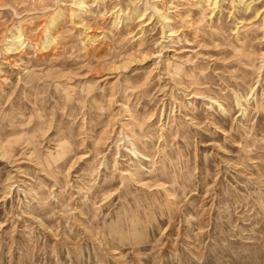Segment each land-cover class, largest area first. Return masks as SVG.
<instances>
[{"label": "rangeland", "instance_id": "obj_1", "mask_svg": "<svg viewBox=\"0 0 264 264\" xmlns=\"http://www.w3.org/2000/svg\"><path fill=\"white\" fill-rule=\"evenodd\" d=\"M80 1L0 0V264H264V0Z\"/></svg>", "mask_w": 264, "mask_h": 264}, {"label": "bare ground", "instance_id": "obj_2", "mask_svg": "<svg viewBox=\"0 0 264 264\" xmlns=\"http://www.w3.org/2000/svg\"><path fill=\"white\" fill-rule=\"evenodd\" d=\"M178 1V0H177ZM180 1V0H179ZM182 1V0H181ZM197 1V3H198V6H200V8H201V5L203 4V3H205V5L207 6V7H210L211 8V11H213L215 8H219V6H221V4H222V2L224 1V0H196ZM226 1V0H225ZM224 1V2H225ZM254 1H256V0H230V2H231V7L233 6L234 7V9H237V8H239V6L241 7V6H243L246 10H248V9H251L252 8V3H254ZM258 1V0H257ZM262 2H263V0H262ZM228 3H229V0H228ZM261 3V2H260ZM77 4V3H76ZM149 3H146L145 4V7H144V10H139V11H137L134 15H129L128 17H127V19H129V20H131V19H134L135 18V20L137 19V22H143L144 21V19H145V15H146V13H147V11H148V8H149V5H148ZM150 5H151V3H150ZM255 5H257V4H255ZM78 6H80L81 8L82 7H84V0H81L80 1V5H78ZM196 6V5H195ZM79 7V8H80ZM152 9H153V12L154 13H156V14H158L160 17H161V19L163 20V22L164 23H166V26L168 27L167 29H168V31H169V36H171V35H175L176 34V32H175V30H174V28H173V26L172 25H170V22H171V19H169V17L167 16V15H165L164 14V12H162L156 5H151L150 6ZM197 7V6H196ZM204 8V7H203ZM222 8V7H221ZM220 9V8H219ZM206 10V9H205ZM238 10V9H237ZM237 10H235V11H237ZM244 10V9H243ZM242 10V11H243ZM253 10H255V9H253ZM252 10V11H253ZM256 10H257V8H256ZM114 11V10H113ZM117 11V10H116ZM234 11V12H235ZM249 11V10H248ZM237 12H239V11H237ZM246 12V11H245ZM262 12H263V10H262ZM149 13V12H148ZM252 13V12H251ZM232 14V13H231ZM259 13L257 12V14L256 15H258ZM235 15V14H234ZM237 15H238V13H237ZM255 15V16H256ZM118 16V15H117ZM236 16V15H235ZM254 16V17H255ZM76 17V16H75ZM74 17V18H75ZM119 17V16H118ZM233 17V16H232ZM119 18H121V17H119ZM126 19V20H127ZM236 19H238V18H236ZM239 19H244L243 17H241V18H239ZM70 20H72V19H70ZM132 21V20H131ZM160 21V20H159ZM242 21V20H241ZM149 22H151V21H149ZM162 22V23H163ZM238 22V21H237ZM244 22V21H243ZM242 22V23H243ZM239 23H241V22H239ZM263 23H264V21H263ZM58 24V22H56L55 23V25H57ZM237 24V23H236ZM145 25V24H144ZM141 26V25H140ZM146 26V25H145ZM165 25H163L162 26V29H164L165 27H166ZM239 26V25H238ZM241 27H243V26H241ZM234 28H236V27H234ZM245 28V27H244ZM237 30V31H236ZM236 30H235V33H236V41H235V39H234V42H237V44H239V47H238V45L235 43V44H232V48H233V51H234V49H235V54L236 55H240L239 56V59H238V61L239 62H241V63H243V64H246V63H248V62H246V61H250V59H249V57H248V55H249V52H248V54L246 53V49H245V43L244 42H242V41H244V38H243V40L242 41H240L241 40V35H240V31H238V29L236 28ZM234 31V30H233ZM244 31V30H243ZM243 31H241V33L243 32ZM47 33V32H46ZM245 34V33H244ZM246 35V34H245ZM247 40L249 39V36H248V38H246ZM54 39L52 38V36H51V34L50 33H47L46 34V36H45V39H44V45H43V48H47L49 45H51V42L53 41ZM246 41V40H245ZM249 41V40H248ZM247 41V42H248ZM239 42V43H238ZM240 42H242V43H240ZM250 44V43H249ZM21 45H23V36H22V34L21 33H19V34H17V35H13V38H12V43L10 44V45H8L5 49L10 53V52H12V51H15V50H17ZM250 46V45H249ZM246 48H247V46H246ZM235 56V55H234ZM242 56V57H241ZM236 57V56H235ZM234 59V58H233ZM249 64V63H248ZM211 93V92H210ZM234 93V96H235V99H236V104L239 106V108L242 110V114H246V111H247V108L243 105L244 104V102H243V100L244 101H246V99L243 97V96H241V95H239L237 92H233ZM196 94V93H195ZM199 95V94H198ZM247 98V97H246ZM210 102H211V104H216L217 106H219V108H220V110H222V112L223 113H227V109H226V107L221 103V102H219V100L217 99V98H213V97H210V100H209ZM146 125V124H145ZM145 128V127H144ZM145 131V130H144ZM142 132V131H141ZM131 139V138H130ZM137 141V140H136ZM140 142V144H142V146H146L147 144H146V142H141V141H139ZM130 144H131V147H128V151L130 152V153H132V154H134V155H136V156H141V157H144L145 156V153H143L142 151H140L139 149H138V146L136 145V142L133 140V141H130ZM59 147H61V146H59ZM64 148V147H63ZM64 149H66V148H64ZM63 149V150H64ZM145 149V148H144ZM69 150V149H68Z\"/></svg>", "mask_w": 264, "mask_h": 264}]
</instances>
